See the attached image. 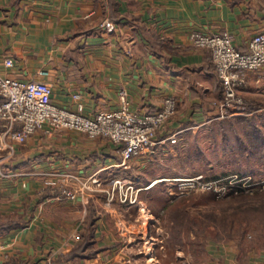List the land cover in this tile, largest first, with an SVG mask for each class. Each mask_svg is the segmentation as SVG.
Instances as JSON below:
<instances>
[{"label":"crops","instance_id":"crops-1","mask_svg":"<svg viewBox=\"0 0 264 264\" xmlns=\"http://www.w3.org/2000/svg\"><path fill=\"white\" fill-rule=\"evenodd\" d=\"M194 31L229 33L243 50L264 32V0H0V72L43 81L53 103L90 117L117 109L122 88L138 114L156 111L172 96L175 114L156 135L155 148L162 149L168 136L211 120L222 95L211 51L192 43ZM6 57L14 60L10 68ZM248 81L239 113L264 108V68L250 72ZM13 143L12 153L0 149V222L7 226L0 229V261L54 264L82 238L93 214L99 249L66 264H116L122 254L108 248L109 215L83 186L126 171L120 145L47 124ZM14 213L21 224H12ZM209 252L204 264H264V246L213 243Z\"/></svg>","mask_w":264,"mask_h":264},{"label":"rangeland","instance_id":"rangeland-1","mask_svg":"<svg viewBox=\"0 0 264 264\" xmlns=\"http://www.w3.org/2000/svg\"><path fill=\"white\" fill-rule=\"evenodd\" d=\"M244 105L225 117L215 105L211 120L168 136L169 145L101 184H84L109 215L108 248L122 254L116 264H204L213 243L264 246V108L239 113Z\"/></svg>","mask_w":264,"mask_h":264},{"label":"built area","instance_id":"built-area-1","mask_svg":"<svg viewBox=\"0 0 264 264\" xmlns=\"http://www.w3.org/2000/svg\"><path fill=\"white\" fill-rule=\"evenodd\" d=\"M103 24L113 29L110 22ZM190 39L195 46L210 49L222 86V97L214 103L221 117L230 115L229 110L236 111L237 106L245 102L240 92L247 86L248 73L264 68V32L253 34L243 50L239 49L229 33L194 31ZM3 65L12 67L13 58H4ZM51 93V87L43 81L9 77L0 72V149L12 153L13 142L25 141L47 124L50 130L66 128L84 132L89 137L110 139L120 145L122 164L125 165L133 158L153 150L158 131L165 126L177 107L176 98L166 96L156 111L135 113L131 109L127 90L122 88L117 109L100 111L90 117L53 103ZM171 141H175L174 135ZM119 183V180H114V185ZM0 264L4 263L0 261Z\"/></svg>","mask_w":264,"mask_h":264},{"label":"trees","instance_id":"trees-1","mask_svg":"<svg viewBox=\"0 0 264 264\" xmlns=\"http://www.w3.org/2000/svg\"><path fill=\"white\" fill-rule=\"evenodd\" d=\"M92 215L93 214L89 215V219L87 221L86 228L85 231L83 232L82 238L74 246H72L69 251L57 257L54 261V264H66L68 260H71L74 257L86 256V255L88 256L94 254L99 249V247L96 246L95 240L93 239L95 217H93ZM21 222H23L21 215L19 213H14L12 215V224L18 225L21 224ZM5 224L6 223L0 222V229L7 227ZM4 225L5 227H3ZM239 242L241 244L243 241L239 239Z\"/></svg>","mask_w":264,"mask_h":264}]
</instances>
